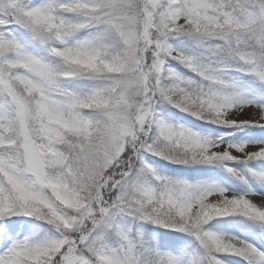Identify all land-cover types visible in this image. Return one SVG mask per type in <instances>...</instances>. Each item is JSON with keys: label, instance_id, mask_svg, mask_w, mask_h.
<instances>
[{"label": "snow or ice", "instance_id": "snow-or-ice-1", "mask_svg": "<svg viewBox=\"0 0 264 264\" xmlns=\"http://www.w3.org/2000/svg\"><path fill=\"white\" fill-rule=\"evenodd\" d=\"M0 264H264V0H0Z\"/></svg>", "mask_w": 264, "mask_h": 264}]
</instances>
